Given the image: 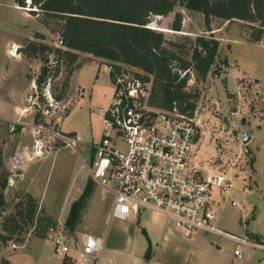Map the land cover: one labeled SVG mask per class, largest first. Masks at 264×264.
Returning a JSON list of instances; mask_svg holds the SVG:
<instances>
[{"label":"rangeland","instance_id":"374dc122","mask_svg":"<svg viewBox=\"0 0 264 264\" xmlns=\"http://www.w3.org/2000/svg\"><path fill=\"white\" fill-rule=\"evenodd\" d=\"M177 13L182 15L181 31L171 29ZM61 23L57 17L30 14L17 7L16 0H0V99L17 109L14 114L0 112V193L8 174L9 186L4 194L11 205L5 214L15 212L14 205L29 190L42 196L38 198V215L56 219V225L68 236L71 246L77 248L80 258L83 238L98 234L105 218L110 217L113 204V195L92 176L93 149L103 133V110L111 100L113 86L105 69L96 80V65L88 63L96 61L108 68L110 62L79 51L75 62L62 60L57 71L55 56L50 53V79L42 93L36 83L31 86L41 72L42 56H27L15 47L11 50L17 52L10 54L7 49L11 41H21L20 46L36 41L61 47ZM149 25L163 31L167 47L189 59L191 54L186 51L192 46L191 39L202 35L219 40V53L206 79L191 73L187 81L186 90L198 95L196 110L201 123L194 158L199 167L226 172L232 179L233 187L216 195L220 227L264 243V36L253 42L252 26L241 20L213 18L208 30L202 13L188 10L180 3L167 16L152 15ZM125 69L142 73L130 66ZM69 80L71 86L65 97L57 101L55 96L64 92V83ZM58 121L66 136H81L76 147L54 140L43 131L42 128L58 127ZM71 130L79 136L69 133ZM243 131L251 136L247 143L243 141ZM89 179L92 182L87 204L75 229L70 230L63 201L72 192L77 194L81 190V196ZM232 201H238L240 206L232 205ZM19 226L16 233L11 237L6 234L9 238L0 242V263L9 262L16 254L19 240L34 239L42 228L37 222L26 221ZM202 235L219 242L225 240L223 251L227 256L237 247L229 239ZM47 238L51 239L49 235ZM243 251L245 256L248 252L253 255L252 264L264 257V249L245 246ZM28 252L37 259L52 255V247L36 238Z\"/></svg>","mask_w":264,"mask_h":264},{"label":"trees","instance_id":"16d2710c","mask_svg":"<svg viewBox=\"0 0 264 264\" xmlns=\"http://www.w3.org/2000/svg\"><path fill=\"white\" fill-rule=\"evenodd\" d=\"M177 3L202 13L208 30L213 18L229 22L241 20L252 26L253 42L260 41L264 36V0H16L17 6L34 16H53L62 21L59 30L61 47L31 41L19 49L27 56H42L41 72L35 80L42 93L50 79L49 54L55 56L54 64L58 71L62 60L73 63L78 57L77 52L81 51L109 60V66L117 72L127 70L125 66L140 69L142 73L137 71L135 74L144 81L152 82L151 105L164 110L176 107L179 112L192 116L198 95L186 90L189 74L206 79L215 64L220 42L214 37L202 35L191 39L192 46L186 51L191 54L190 59L167 47L163 31L154 29L149 22L152 15L167 16ZM181 27L182 15L177 13L171 29L181 31ZM181 71L185 75L181 76ZM110 78L114 79V73H110ZM69 84L70 80L64 83V92L55 96L57 101L65 97ZM94 155L93 149V158ZM8 177L7 174L1 183L0 242L16 233L21 221L37 222L42 228L36 236L47 238L50 229L57 227L56 219L38 215L39 200L31 193L25 194L14 205L15 212L4 213L11 205L4 194L9 186ZM91 182L89 179L82 195L72 203L66 220L70 230L75 229L81 210L87 204L86 195ZM19 241L22 243L24 239ZM150 253L149 247L146 257Z\"/></svg>","mask_w":264,"mask_h":264},{"label":"built area","instance_id":"2783aa9c","mask_svg":"<svg viewBox=\"0 0 264 264\" xmlns=\"http://www.w3.org/2000/svg\"><path fill=\"white\" fill-rule=\"evenodd\" d=\"M107 69L114 73L113 95L103 110L104 128L94 147L92 176L113 195L111 218L125 220L154 210L165 214L187 237L203 233L234 241L236 256L244 254V246L264 249L257 238L237 236L219 225L216 195L230 190L233 182L226 172L196 165L194 149L201 128L197 110L189 116L176 107L157 108L150 103L151 81L128 70ZM42 129L67 146L80 142L59 127ZM232 205L240 203L232 201ZM49 236L55 253L64 259L71 249L68 236L58 226L50 229ZM104 243L103 237H86L82 255L92 259L90 264L97 263Z\"/></svg>","mask_w":264,"mask_h":264},{"label":"crops","instance_id":"0c3cea01","mask_svg":"<svg viewBox=\"0 0 264 264\" xmlns=\"http://www.w3.org/2000/svg\"><path fill=\"white\" fill-rule=\"evenodd\" d=\"M21 43V41L9 42L7 49H9L10 54H12L11 48H19ZM88 63L96 65V80L105 69L112 84L107 66L101 67L96 61ZM31 86H35V79L32 81ZM3 102L4 100L0 99V112L14 114L17 109H14V106L8 107ZM17 107L15 106V108ZM57 123L58 127L62 129L60 121ZM69 133L78 135L75 130H71ZM79 137L81 139V136ZM29 192L36 198L40 199L42 197L30 190ZM80 194L81 190L77 194L72 192L66 196L62 204L65 215L69 214L72 203L79 198ZM88 235L103 237L105 241L104 248L98 255L96 264H252L254 261L253 255L249 252L246 256L245 252L242 256H236L235 253L227 256L223 251L225 240L222 242L213 241V239H207L202 233L192 237L185 236L165 214L154 210H143L138 214L130 215L125 220L113 219L111 216L105 218L104 226L98 234H87L83 238L82 244ZM36 238L51 245L52 255L48 254L33 259L28 254L29 245ZM34 239H28L20 243L16 254L8 259L9 262L11 264H90L92 261L82 253L79 258L76 254L77 248L73 246L63 259L55 253L51 239L39 237ZM149 247L151 253L146 257ZM257 264H264V257H260Z\"/></svg>","mask_w":264,"mask_h":264},{"label":"water","instance_id":"95a60500","mask_svg":"<svg viewBox=\"0 0 264 264\" xmlns=\"http://www.w3.org/2000/svg\"><path fill=\"white\" fill-rule=\"evenodd\" d=\"M12 52H13V50H12ZM243 136H244V138H243L244 143H247L251 139V136L248 133H245L244 131H243Z\"/></svg>","mask_w":264,"mask_h":264},{"label":"bare ground","instance_id":"6f19581e","mask_svg":"<svg viewBox=\"0 0 264 264\" xmlns=\"http://www.w3.org/2000/svg\"><path fill=\"white\" fill-rule=\"evenodd\" d=\"M12 50H13V52H12L13 54H15V53L17 52V50H16V49H12Z\"/></svg>","mask_w":264,"mask_h":264}]
</instances>
